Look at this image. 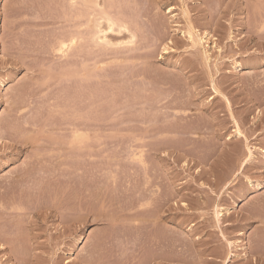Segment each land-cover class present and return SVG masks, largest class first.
<instances>
[{"label": "rangeland", "instance_id": "374dc122", "mask_svg": "<svg viewBox=\"0 0 264 264\" xmlns=\"http://www.w3.org/2000/svg\"><path fill=\"white\" fill-rule=\"evenodd\" d=\"M107 6L0 0V264H264V0Z\"/></svg>", "mask_w": 264, "mask_h": 264}, {"label": "bare ground", "instance_id": "6f19581e", "mask_svg": "<svg viewBox=\"0 0 264 264\" xmlns=\"http://www.w3.org/2000/svg\"><path fill=\"white\" fill-rule=\"evenodd\" d=\"M67 3H68V1H67ZM70 6H71V9H72V11L73 12H78V13H76L77 15H78V17H86V15L84 14V9H85V6L87 7V8H89L88 10H87V16L89 17V22H90V18H92V15H93V13H95V12H97V10L98 11H100V13L98 12L96 15H99V14H101V16L99 17V18H97V20H96V23H95V26H96V31L94 30H92L91 28H90V30H89V32H88V35L89 34H91V35H93L92 37L94 38V35H95V37L96 38H94V41H95V39L97 40L96 42L98 43V41L99 42H109L108 43V46H109V44L111 43V40H108V34L110 33H114V32H122V31H128L129 33H130V39H129V41L127 40V42H129V43H133L134 41H136L135 40V38H136V35H137V31H134V30H132V28H130L129 26H128V22L127 21H125L123 18H120L119 16H116V14H114L112 11H111V9H110V7H108L107 6V0H103V1H101V0H70ZM98 7H100L101 9H99ZM112 7V6H111ZM69 8V7H68ZM96 9V10H95ZM90 10V11H89ZM93 12H92V11ZM96 15H94L95 17H96ZM94 17V18H95ZM87 19V18H86ZM96 19V18H95ZM59 21V20H58ZM86 21V20H85ZM67 22V21H66ZM84 22V21H83ZM88 22V21H87ZM77 24H78V22H77ZM82 24V23H81ZM87 24V23H86ZM83 25H85V24H83ZM88 25H91L90 23L89 24H87L86 26H88ZM81 26V25H80ZM79 27V26H78ZM116 27H117V29H116ZM85 28V27H84ZM82 29V31H83V27L81 28ZM86 31H87V29H86ZM92 31L94 32L93 34H92ZM84 32V31H83ZM116 32V33H117ZM87 33V32H86ZM85 33V34H86ZM84 34V33H83ZM59 35V34H58ZM87 38L89 37V36H86ZM86 37H84V38H86ZM84 38H81L80 39V37L78 38L76 35H73L72 37H71V39H68V41L70 40V42H71V44H72V47L74 48L75 46H76V44L78 43V42H81L80 40H83L84 41ZM89 39V38H88ZM90 39L92 40V38L90 37ZM89 39V40H90ZM89 40H87V41H89ZM198 40V39H197ZM67 40H66V42L64 41V40H62L60 43V45H61V47L59 48V50H62L63 48L65 49V46L67 45V44H69V43H67L68 42ZM85 41H86V39H85ZM90 42V41H89ZM126 42V41H125ZM124 42V43H125ZM126 42V43H127ZM201 42V40L199 41V43ZM81 43H83V42H81ZM107 43H105L106 44V46H107ZM115 43V42H114ZM121 43V42H120ZM125 43V44H126ZM128 43V44H129ZM91 44H93V43H91ZM95 44V43H94ZM93 44V45H94ZM99 44V43H98ZM101 44V43H100ZM202 44V43H201ZM205 44V43H204ZM111 45V44H110ZM120 45V44H119ZM94 46H96V45H94ZM114 46V45H113ZM122 46V45H121ZM59 47V46H58ZM70 48V47H69ZM117 48V47H116ZM207 48V47H206ZM66 50V49H65ZM64 50V51H65ZM70 50V49H69ZM75 52H76V50L74 51V54H75ZM114 52V51H113ZM115 53V52H114ZM88 57V56H87ZM92 58V57H91ZM81 59V58H80ZM86 59V58H85ZM77 72V71H76ZM92 75V74H91ZM93 75H94V73H93ZM87 76H88V74H87ZM79 78V77H78ZM90 78V77H89ZM80 79V78H79ZM84 80V79H83ZM90 80V79H89ZM88 81V80H87ZM75 139V138H74ZM74 171V170H73ZM140 201V200H139ZM141 202V201H140ZM142 203V202H141ZM135 204V203H134ZM148 226V225H147ZM139 228V227H138ZM144 228V227H143ZM142 230V229H141ZM136 232V231H135ZM138 232V231H137ZM141 232V231H140ZM137 234V233H136ZM135 234V235H136ZM137 238H138V235H137ZM135 242V241H134ZM137 242V241H136ZM140 243V242H139ZM138 243V244H139ZM135 244V243H134ZM135 245H137V244H135ZM137 247V246H136ZM121 262H122V260H121Z\"/></svg>", "mask_w": 264, "mask_h": 264}]
</instances>
